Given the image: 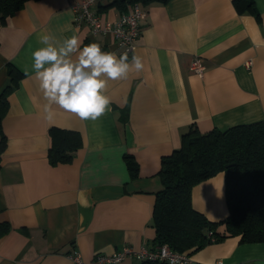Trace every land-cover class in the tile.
I'll list each match as a JSON object with an SVG mask.
<instances>
[{"label":"crops","instance_id":"obj_1","mask_svg":"<svg viewBox=\"0 0 264 264\" xmlns=\"http://www.w3.org/2000/svg\"><path fill=\"white\" fill-rule=\"evenodd\" d=\"M74 1L28 0L0 25V94L10 86L0 123V264H71L75 250L88 261L125 246L152 248L161 157L180 146L181 134L191 124L205 132L264 121V0H253L260 20L249 0L139 2L146 14L133 50L144 69L108 82L110 110L98 120L59 108L45 120L32 70L42 35L62 42L75 34L81 47L95 42L121 55L111 34L74 24ZM113 1L92 10L113 21L128 5ZM195 55L205 66L202 75L190 70ZM8 63L23 73L16 83ZM51 126L81 134L70 162H49ZM126 153L137 162L136 175ZM191 203L211 221L224 219V172L195 184ZM190 257V264H264V242L229 235Z\"/></svg>","mask_w":264,"mask_h":264},{"label":"trees","instance_id":"obj_2","mask_svg":"<svg viewBox=\"0 0 264 264\" xmlns=\"http://www.w3.org/2000/svg\"><path fill=\"white\" fill-rule=\"evenodd\" d=\"M26 1L0 0V25ZM150 1L153 0H115L110 5L118 3L124 7L126 3ZM247 7L260 20L253 0L247 2ZM7 70L14 83L23 76L10 63ZM9 91L10 86L0 94V123L8 109ZM49 136L51 164L70 162L82 145L81 134L73 129L51 126ZM4 142L2 134L0 150ZM124 158L136 175L138 165L133 155L126 153ZM220 171L224 172L229 212L224 219L211 221L193 208L191 190ZM158 173L162 187L155 193L153 206L154 246L167 245L191 254L229 235H239L241 242H264V121L205 132L191 124L181 134L180 146L161 157ZM136 261V264H164L144 259Z\"/></svg>","mask_w":264,"mask_h":264},{"label":"clouds","instance_id":"obj_3","mask_svg":"<svg viewBox=\"0 0 264 264\" xmlns=\"http://www.w3.org/2000/svg\"><path fill=\"white\" fill-rule=\"evenodd\" d=\"M40 44L43 47L32 52V70L45 101L44 119L49 121L56 108L81 120H98L110 110L108 82L127 79L131 72L144 69L142 57L134 50L129 60L128 52L117 56L95 42L81 47L75 34L62 42L44 34Z\"/></svg>","mask_w":264,"mask_h":264},{"label":"built area","instance_id":"obj_4","mask_svg":"<svg viewBox=\"0 0 264 264\" xmlns=\"http://www.w3.org/2000/svg\"><path fill=\"white\" fill-rule=\"evenodd\" d=\"M103 1L105 0H75L72 2L74 24L77 27L86 24L91 34H111L121 49L120 54L128 52V55H131L140 35L139 21L145 16L146 12L142 9L139 2H131L128 3L126 9L117 19L104 21L98 12L92 10L94 4ZM189 67L197 75H202L205 70L201 58L196 55L192 58ZM127 256L164 264L191 263L189 253L173 250L167 245L154 246L152 248L142 247L139 249L125 246L123 249L110 254L96 253L88 261L84 260L80 252L76 250L69 255L71 264H119Z\"/></svg>","mask_w":264,"mask_h":264}]
</instances>
